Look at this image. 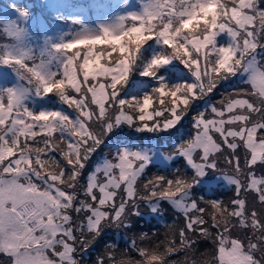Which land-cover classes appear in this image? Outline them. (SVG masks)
Returning <instances> with one entry per match:
<instances>
[{
    "label": "snow or ice",
    "instance_id": "6c2138e0",
    "mask_svg": "<svg viewBox=\"0 0 264 264\" xmlns=\"http://www.w3.org/2000/svg\"><path fill=\"white\" fill-rule=\"evenodd\" d=\"M18 12L28 16L26 9ZM2 32L14 43L0 44V68L12 69L18 83L4 84L0 72V256L7 258L0 264H80L76 254L103 227H126L140 201L160 200L183 215V226L178 239L138 249V264H176L167 257L180 251L187 257L201 238L211 240L212 264H264V174L257 175L264 173L260 0H142L141 12L115 25L46 40L39 59L25 46L21 24L10 21ZM177 69L191 79L171 82ZM133 72L155 85L122 97ZM237 75L248 87L234 86L219 105L197 112L192 134L169 153L182 157L191 175L177 169L138 188L149 158L123 149L81 187L84 163L108 132L121 124L148 132L176 128L194 100ZM52 94L75 116L25 104L29 96ZM221 157L231 172L220 166ZM209 171L234 188L228 204L193 197ZM96 264H106L105 258ZM107 264H115L114 257Z\"/></svg>",
    "mask_w": 264,
    "mask_h": 264
},
{
    "label": "trees",
    "instance_id": "16d2710c",
    "mask_svg": "<svg viewBox=\"0 0 264 264\" xmlns=\"http://www.w3.org/2000/svg\"><path fill=\"white\" fill-rule=\"evenodd\" d=\"M62 8L70 2L83 3L88 13L89 19H92L91 14L98 12L104 6H108V0H61ZM0 5L8 7H16L18 9H26L29 18L37 16L39 11L44 16V20L50 22L51 20H61L63 23L70 24V19L62 16L59 10H53L47 6L44 0H0ZM260 7L264 8V0H260ZM74 22V21H73ZM78 24L74 23V26L70 29V33L73 29H76ZM70 36V35H69ZM67 39L68 37H64ZM13 39L6 37L0 26V44L10 43ZM152 50L158 48L155 42L150 41ZM147 47V45L145 46ZM151 55V51L148 53ZM257 54L264 57V49H258ZM258 59H261L258 57ZM170 67V66H169ZM13 72L12 69L8 68ZM183 69V66H180ZM177 69L174 71L171 82L179 83L184 79H191L187 70ZM167 77L168 74L165 73ZM244 77L237 75L229 80L221 82L220 88L204 97L203 99H196L192 102L189 108L187 116L181 121L180 125L176 128L169 129L168 131H137L135 127H130L125 124H121L119 127L114 128L108 132L98 147L91 153L87 161L84 163V167L80 172L79 182L81 187L88 183L87 175L93 169L95 160L98 156H105L108 159L113 158L115 148L130 146L138 147L145 144L148 141L153 143L163 152L171 153L177 145L183 140H186L192 134V117L199 111H204L211 104L219 105V101L222 99V93L226 90H230L232 87L246 88L248 85L243 84ZM155 85L154 81H150L148 78L139 76L138 72H133L128 84L125 86L124 91L121 92L122 97L131 95H140L142 92L150 91ZM26 106L33 111L40 110H57L66 113L69 116H75V113L68 109L66 105L61 103L55 94L48 97H37L36 101H26ZM155 107V105H153ZM182 107V105H181ZM179 110V109H178ZM167 115V114H166ZM56 155L57 160H60L59 154ZM219 155V154H217ZM220 166L226 171L231 172L223 164V158L221 157ZM177 169H182L187 175L192 174V169L188 167L182 157L171 160L169 163L160 164L158 162H149L144 170V173L138 181V188L142 187V183L150 177L159 175L171 178L173 173ZM58 171V170H57ZM215 172L209 171L207 175H213ZM264 173L258 172L257 175ZM193 197H204L211 200H220L224 204H228L234 197V188L228 184L221 185L219 182L215 184L198 183L192 189ZM251 204V197H248ZM155 207V211L152 209ZM255 207L260 210L261 205L257 203ZM138 215L129 216L128 226H112L108 225L102 228L99 235L90 243V246L86 250L78 251L76 254L80 264H96L98 257H104L106 264L108 257H114L115 264H138L142 261V257L138 253V249L144 248L151 250L162 241L173 239L174 236L178 239L179 229L183 226L184 217L178 212L167 200H160L158 203H148L140 201L138 203ZM211 208H208V212L211 213ZM210 221V216L206 217ZM213 232L216 229H211ZM146 234V235H144ZM195 252L188 251L187 257L184 251L176 252L168 256L169 261H175L176 264H191L192 260H195L196 264H205L211 259L213 260V246L210 239H199L194 246ZM163 250V248H161ZM259 254V253H258ZM5 256H0V261H6Z\"/></svg>",
    "mask_w": 264,
    "mask_h": 264
},
{
    "label": "rangeland",
    "instance_id": "374dc122",
    "mask_svg": "<svg viewBox=\"0 0 264 264\" xmlns=\"http://www.w3.org/2000/svg\"><path fill=\"white\" fill-rule=\"evenodd\" d=\"M48 7L53 10H59L63 16L70 19V24H65L59 20H51L47 22L44 20V16L41 17L37 14L36 18L23 17L19 14L18 8L8 7L0 5V26L1 30L3 25L10 21H15L21 24L24 29V44L27 48L32 51V54L39 59L41 52L45 48V41L50 40L52 43L60 42L61 38L68 37L72 38L74 35L82 31L96 32L102 26H112L119 22V18L122 16H128L132 13H139L142 10V0H108V6H104L101 10L96 12L94 19H89L88 13L83 3L70 2L65 5L63 9L61 0H44ZM74 21V22H73ZM74 23L78 24L76 29H73L70 33V29L74 26ZM70 35V36H69ZM65 39V40H67ZM10 43H14V40ZM55 67V65H53ZM0 72L5 73L3 83L6 85H16L18 83L17 77L14 72L9 69L0 68ZM241 76V75H240ZM37 97L29 96L26 101L34 103ZM123 149L136 150L146 154L149 158V162H158L160 164L169 163L171 160L177 159L169 156L168 153L161 151L153 141H148L138 147L125 146L119 149H114L116 153ZM106 160H110L105 156H98L95 160L93 169L88 173L87 180L89 177L96 173L97 168L102 167ZM148 162V163H149ZM219 182L221 185L228 184L223 176L217 175H205L199 183L204 184H215ZM257 258L259 254L257 253ZM212 259L205 264H212Z\"/></svg>",
    "mask_w": 264,
    "mask_h": 264
}]
</instances>
